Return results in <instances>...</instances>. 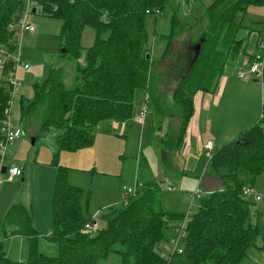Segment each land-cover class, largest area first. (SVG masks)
I'll return each mask as SVG.
<instances>
[{"label":"trees","instance_id":"1","mask_svg":"<svg viewBox=\"0 0 264 264\" xmlns=\"http://www.w3.org/2000/svg\"><path fill=\"white\" fill-rule=\"evenodd\" d=\"M37 1L43 9L40 11L35 6L36 13L62 20L60 57L74 67L70 84L66 83L64 68H52L43 83L33 84V98L22 100L20 108L22 126L28 125L30 117L40 115L41 135L56 131L54 230L42 241L27 211L13 207L7 221L24 213L23 235L30 245L29 258L26 262H13L0 243V264H101L111 256L117 257L119 264H243L249 248L264 233L260 220L252 221L254 204L243 195L264 173L261 124L251 127L238 140L211 156L209 165L221 171L225 187L202 199L198 212L190 217L187 225L183 253L170 259L163 258L159 248L170 238L172 229L168 223H175L185 215L167 213L156 183H140L133 196L119 206L108 208L96 221L84 216V193L68 183V169L59 166L58 157L64 151L91 147L98 127L104 123L131 121L141 91L147 94V103L151 104L149 108L145 105L148 114L149 111L154 113L160 122L168 116V119H176L172 133L161 140H164L166 154L180 152L194 114V96L199 91L213 92L217 88L216 79L244 55L247 35L253 30L244 34L248 30L238 18L251 7H263L264 0H214L205 8L208 25L197 40V43L202 42L195 64L192 66L196 57L192 37L184 42L185 53L178 62L173 60L172 65L178 63L186 70L183 69V75L172 78L174 82L181 78L172 102L158 88L163 75L155 74L157 64L151 60L150 34L146 27L147 17L157 18L154 12L159 11L161 15L171 0ZM198 1L183 0L186 4ZM26 6L24 0H0V47L8 54H17L19 42L15 37L20 32L17 26ZM86 27L96 32V42L88 50L81 46ZM186 30L190 28L175 12L170 34L161 36L168 41L162 62L167 60L176 38ZM12 65L13 62L6 64L3 74L6 75ZM179 66L174 70L178 71ZM10 101L11 88L7 81L0 79V123L5 119ZM262 116L264 118V106ZM160 130L158 127L156 131ZM89 222L96 225L95 232L84 230ZM42 245L55 246L57 255H47Z\"/></svg>","mask_w":264,"mask_h":264},{"label":"rangeland","instance_id":"2","mask_svg":"<svg viewBox=\"0 0 264 264\" xmlns=\"http://www.w3.org/2000/svg\"><path fill=\"white\" fill-rule=\"evenodd\" d=\"M213 1L214 0H200L195 3L186 4L183 0H171L161 15L157 18L148 16L146 19V27L150 34L149 49L151 50V60L153 63L157 64L155 74L159 75V77L163 75L161 78V85H159L158 88L160 92L164 93L166 96L168 95V98L166 99H169L175 88L179 86V81L181 80L180 78V80L174 82L172 78L175 79L179 75L185 73L183 70L185 67L182 69L178 63L172 65L173 60L174 62H178L180 55L185 53L184 42L190 41L191 37L193 39L192 42L195 45L197 44L198 38L205 32L208 25V20L205 17V8ZM24 2L26 4V2L28 3V0H24ZM37 4V0H30V16L27 18L28 23L36 27V34H24L22 31L17 33L15 39H17L19 45L17 46L16 55H10L5 48H0V74L2 75L0 77L8 80V77H13L15 75L16 79L21 83L20 90L22 87L30 88L34 82L40 84L43 83L49 76L51 69L54 67L64 68L67 73V84L71 83L73 77V63L68 60L64 61L60 57L61 52L63 51L60 39L63 26L62 20L60 18L49 17L43 13H36L35 6ZM175 12L190 30H186L187 32H185L184 35L176 38L167 60L162 62V57L167 48L168 41L161 36L170 34L171 20ZM238 21L248 30L245 31L244 34L250 30H254L252 34H255L254 32H256V34L257 32H260L261 34L264 33V6L249 8L244 16L238 18ZM253 37L256 38L257 36L254 35L252 38ZM95 42V30L91 27H86L82 34L81 46L84 50H88L94 46ZM194 44L193 46H195ZM193 52H195L194 48ZM17 60H19L21 64H18ZM82 60L83 57L80 62ZM9 62H13V65L5 75L2 73V67ZM235 63L226 68V71H229L228 74L233 73L236 75V70H234ZM24 65L29 66L28 70L24 69ZM175 66H179L178 71H176V69L174 70ZM181 70L182 72L180 73ZM168 72L169 74H167ZM243 73L245 74V77L241 80L242 83H252V77L249 75L248 69H245ZM220 79L218 78L215 81L217 88ZM241 93H246L244 87L242 88ZM16 96L13 101L11 116L12 114L16 115L17 112L18 102ZM149 104L147 103V94L144 91L139 92L137 96L136 110L138 108L139 110H143L145 105L149 108ZM237 105L239 104L237 103ZM247 105L248 107L245 110L242 109L237 116L241 119L239 122L241 128H244L245 130L252 126L253 123L251 120L255 113L254 103L247 102ZM226 110L227 109L225 108L220 110L211 109L205 118V120L210 121L214 133H218V139L216 140L215 149L212 151L213 153L218 150L217 146H219L220 141L226 139V137L224 138L225 132L223 129L224 115L227 118ZM261 110L257 113V116H260V118H262ZM249 111L251 112L250 117L248 116ZM149 113V117L145 116L144 122L146 123L143 125L133 122V120L128 121V130L124 135H120L118 131L115 133H108L109 128L107 127L110 123H104L98 127L95 133L96 138L94 144L91 147L75 152L64 151L60 153L58 164L59 166L68 169V183L82 189L84 193V216L88 217V215H92L91 217H94V219L98 221L102 213L108 208L121 205L125 195L122 190L124 186L133 188L135 191L139 189V187L136 186L135 180H137L139 184L153 181L160 187V201L167 213L189 215L191 217L198 212L200 202L207 197V193L202 189L201 178L205 174L218 175V173L209 165L210 158L206 155L205 151L203 159H206L207 161L204 162L202 166L199 167L200 169H197L194 174L191 175V173L187 172L188 176L184 177L178 175L168 179L165 178L164 180L159 178L160 160H162L164 153L166 152L164 151V148L163 150L160 149L164 144V140H161L160 137L156 135L158 132L156 130L160 127L162 133H166V131H164V124L167 121L165 120L164 123L163 121L160 122L159 120H156L154 113H151L150 111ZM169 117L170 116L166 118L168 119ZM230 119L231 117L227 118L226 121H230ZM162 123L163 125H161ZM40 125V115H36L33 118L30 117L28 125L23 128L21 140L17 142L19 144L18 147L13 150L11 147L12 144H10L7 147L5 159L1 160L0 158L2 168H6L8 171L13 164L8 165L5 163H8V161L15 162L18 166H24L27 168V171L28 169H31L34 174L39 173L44 179V170L34 167V165H36L34 161L37 159L39 165H45L46 162L50 161L49 166L54 169L57 174V168L53 164L56 131L41 135ZM202 128L205 127L203 126ZM157 137L159 139H157ZM236 138L237 137H235V139L232 138V140L227 141V143L233 142ZM33 139L35 140L34 144ZM92 157H94L96 161H89ZM138 161H140V164ZM145 161H148L149 166ZM202 171L204 173L201 176L200 173ZM35 179L32 183L28 182L24 186H21V183L16 184V181L20 182L21 179H17L13 182H8L6 180L0 186V196L2 193L6 192H10L13 196L19 192H30L34 198L33 210L38 212L43 221L46 218V210L51 214L49 222L52 232L54 230L52 201L55 191L56 177L54 179V185H52L53 188L49 191L44 188L43 183H40ZM168 187H174L175 190L168 191ZM255 188H264V173L256 180ZM197 189L203 192L202 197L193 200L192 196H194ZM262 193L264 194V192ZM249 201L251 203L254 202L252 198H249ZM256 206L257 207L253 205L251 206L253 214L256 213V208L264 211V202H258L256 203ZM1 209L3 211L5 210L2 206ZM8 212L9 209L7 210L6 216L4 215L2 220L0 219L1 222L6 220ZM36 216L37 215H35V218ZM168 224L170 228L174 227L173 223L169 222ZM262 225L264 226V221H262ZM170 236L171 234L169 237ZM3 242V237L0 236V243ZM3 246L13 262H26L28 260L30 245L26 239H13L3 244ZM175 248V245L172 244L171 239H169V241L164 242L160 246V255L165 259H169L174 253ZM42 250L47 255H57V249L55 246L42 245ZM20 255H23V257L20 258ZM101 264H119V259L111 256L107 261ZM243 264H264L263 233H261L256 239L255 244L249 248L248 257Z\"/></svg>","mask_w":264,"mask_h":264},{"label":"crops","instance_id":"3","mask_svg":"<svg viewBox=\"0 0 264 264\" xmlns=\"http://www.w3.org/2000/svg\"><path fill=\"white\" fill-rule=\"evenodd\" d=\"M254 33L255 34L247 35L244 55L239 60H237L236 63L234 64L235 65L234 70H236V75L233 73L228 74L229 71H225L227 76L226 74H224V76L220 79L218 88L213 90V92L199 91L194 96V99H193L194 114L190 120L181 151L178 153H168L169 155L164 153L162 160H160V174H159L160 177L159 178H161L162 180H164L165 178L168 179V178H171L173 176H178V175H182V177L188 176L187 172L191 173L192 175L195 173L197 169H200L199 167L202 166L204 162L207 161L206 159H203L205 151H206V155H208L209 158L211 157V155L213 156L215 152L213 153L212 151H214L215 149L216 140L218 139V133L217 134L214 133L213 127L210 121L205 120V118L207 117V114L210 112L211 109L220 110V109L225 108L227 109L226 110L227 118L231 117L230 121H226L227 118L225 117V115L223 117V120H224L223 129L225 132L224 138L226 137V139H224L223 141L222 140L220 141L219 146H217L218 150L221 149L226 144L231 143V142L227 143V141H231L232 138L235 139V137H237L236 140H238L239 137L245 131H247L251 127L261 124L260 123L261 118L260 116H257V113H259L258 111H260L261 107L263 108L264 106V88H263L264 81L262 80L263 77L259 78V77L252 76L249 74L252 77V83H242L241 80H243V78H240V74H242L245 69H248L249 71L250 63L252 62L254 55L258 53V42L260 39L264 38V33L262 34L260 32H257V34L256 32ZM254 35H256L257 37L256 38L253 37L254 38L253 39L252 36ZM160 83H161V80L159 79V85H161ZM32 86H30V88L22 87L21 90H19L16 96L17 102H18L16 115L12 114V116H10L11 125L15 128H21L22 131H23L24 126H22L20 122L21 102L22 100L27 101L33 98L34 93H33ZM243 87L246 89V93H241V90ZM167 96L165 95V98H168ZM172 98H173V93L171 94L168 100L172 102L173 101ZM247 102L254 103L255 113L253 114L252 120H251L253 123L252 126L249 127L248 129L246 128L245 130L244 128H241L239 124L241 119L240 117H237V116L239 112L242 111V109L245 110L248 107ZM237 103L239 105H237ZM12 106H13V103H12ZM11 110H12V107H11ZM141 110L142 109L139 110V108L136 110L135 117L132 120L133 122L143 125L146 122H144L145 117L142 119V121H140L139 119V113ZM250 114L251 112L249 111L248 113L249 117H250ZM146 116L149 117V114ZM166 121L167 122H165L164 124L165 126L164 131H166V133H162V131L160 130V132L156 134L158 137H160V139L166 134L170 132L172 133V130L177 123L176 119L173 117L170 119H166ZM203 126L205 128H202ZM127 127H128V122L123 123V124L114 122V123H110L107 128H109L108 133L109 132L115 133L118 131L120 135H124L126 131L128 130ZM19 140H21V138L15 141L14 143H11L12 144L11 147L13 150H15L18 147L19 144L17 142ZM208 141L213 142L214 146L212 150L206 149V144ZM160 149L163 150V146H161ZM55 152H56V141H55ZM81 158H84V157H81ZM89 161H96V159L92 157ZM145 162L147 165L149 164L148 161H145ZM34 163L36 164L34 165V167L41 168L44 170V174H45L44 179L41 177L39 173L34 174V172L31 169H28L27 171V168H25L24 166H18L15 162L8 161V163H5V164H8V165L13 164V166L19 167L23 171L24 175L22 178H14L13 180H9V176L6 170V173H4L5 175L3 178L4 181L7 180L8 182H13V181H16L17 179H21L20 182L16 181L17 182L16 184L21 183V186H24L28 182L32 183L33 180L37 178L35 180H37L40 183H43L44 188L49 191L51 188H53L52 185H54V179L57 176L56 171L49 166L50 161L46 162L45 165H39L38 160L36 159ZM138 163L140 164V161H138ZM2 171H3V168H2ZM216 172L218 173V175L216 174L214 175L211 174V175L220 177L221 171L219 172L216 171ZM203 173L204 172L202 171L200 175L202 176ZM147 182H150V181H147ZM135 183H136V186L138 187L139 183L137 182V180H135ZM124 187H127V186H124ZM127 188H130V187H127ZM168 188H172V187H168ZM253 189L256 192L264 195L262 193L264 192V188L257 189L255 188V185H254ZM192 199H193V196H192ZM82 203H83V209H84L85 199H83ZM33 204H34V198L30 192H26V193L19 192L15 196H13L10 192L2 193V195L0 196V219L2 220L4 215L6 216L8 209L10 211L13 207H23L27 211L32 227L37 231L38 235L42 238V241H45V238L48 236H51L53 232V231L51 232V225L49 222L51 218V214H49V211L46 210V218L43 221L42 217L39 216L38 212L33 210ZM253 204H254L253 206L257 207L256 202L255 203L253 202ZM1 206L3 207V209H5L4 211L1 209ZM34 214L37 215L36 218ZM179 215H182V214H179ZM91 216L88 215V217L86 216L85 217L94 219V217H91ZM183 219L184 217L181 220ZM1 220H0V230H1L0 236L3 237V240H4L2 244H5L6 242L11 241L13 239H26L28 241V239L23 235V229L26 228V225L24 222V213H21V212L18 213V216L13 218L12 221L10 222L7 221V218L4 222H1ZM258 220H260V225L262 226V228H264V226L262 225V221H264V211H261L260 209L256 208V213L252 215V221L258 222ZM2 223H3V226H2ZM170 234L172 236V232H170ZM3 250L7 258L10 259V257L8 256V252H6L4 249V246H3ZM22 257L23 255H20V258ZM18 262L21 263L24 261H18Z\"/></svg>","mask_w":264,"mask_h":264},{"label":"built area","instance_id":"4","mask_svg":"<svg viewBox=\"0 0 264 264\" xmlns=\"http://www.w3.org/2000/svg\"><path fill=\"white\" fill-rule=\"evenodd\" d=\"M36 6H38V9H40V11L43 9V8H41V6H39V4H37ZM26 7L27 8L25 9V11L23 13V17H21V19L19 20V22H18L19 25L17 27H19V30L22 31L24 34L25 33L35 34L36 33V27L33 25H30L28 23V20H27V18L30 16V7H31L30 0H28ZM148 13L151 14V12H149V11H148ZM154 13H155V16L160 15L159 11H155ZM17 63L21 64V62L19 60H17ZM4 66L5 65H3V67H2V73L4 70ZM28 68H29L28 65H24L25 70H28ZM263 72H264V38L260 39L258 42V53L256 55H254V57H253L252 62L250 63V66H249L248 73L252 76L262 78ZM0 76H2V75L0 74ZM244 77H245L244 73L240 74V78H244ZM8 78L9 79L6 80V79L0 77V79L7 81L8 85L11 88V101L9 102V107L5 110V119L0 123V158L1 159H4V157H5L8 145H10L11 143H14L15 141H17L18 139H20L22 137V129L21 128H15L10 123L12 103L15 99L17 92H19V90H20L21 83L16 79L15 75L13 77L10 76ZM146 115H147V111H146V108H144L139 115L140 121H142V119ZM261 121H262L261 126L264 129V118H263V116L261 118ZM213 146H214L213 142L208 141L206 144V149L212 150ZM210 159H211V157H210ZM1 164H2V162L0 163V186L4 182L3 178L5 175L2 173ZM7 173L9 176V180H13L14 178H21L24 175L23 171L19 167H16V166H12L7 171ZM174 190H175L174 188H168V191H174ZM123 191L125 194L124 200H126L130 196H133L136 193L135 189L127 188V187H124ZM202 193H203L202 191L197 189V191L194 193L193 199H195V198L200 199L202 197ZM243 195L246 199L252 198L254 200V202H256V203L264 202V195L256 192L253 188H246L244 190ZM189 220H190V216L185 215L183 220L173 224L174 227L172 228V231H171L172 236L170 237V239L172 241V244H174L176 248H175V251L172 254V256L173 255H180L183 253V244H184L185 239H186V229H187V225L189 223ZM96 228H97L96 225L89 222L85 225L84 230H86L87 232H95ZM0 232H1V230H0Z\"/></svg>","mask_w":264,"mask_h":264},{"label":"water","instance_id":"5","mask_svg":"<svg viewBox=\"0 0 264 264\" xmlns=\"http://www.w3.org/2000/svg\"><path fill=\"white\" fill-rule=\"evenodd\" d=\"M201 42L200 41L199 43H197L195 46H194V51L196 53V57L195 59L193 60L192 62V66L195 64L198 56H199V53H200V50H201ZM147 59H149V55H147ZM35 143V140L33 139V144ZM6 168H3V171L2 173H6ZM202 189L204 190V192H206L208 195H212V194H215L219 191H221L224 187H225V181L224 179H222L221 177H216V176H213V175H209V174H205L203 177H202Z\"/></svg>","mask_w":264,"mask_h":264}]
</instances>
